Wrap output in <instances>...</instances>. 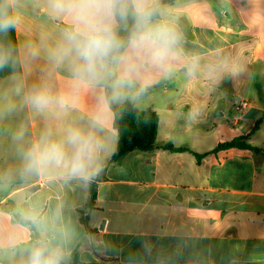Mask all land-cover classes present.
Masks as SVG:
<instances>
[{"label": "crops", "instance_id": "0c3cea01", "mask_svg": "<svg viewBox=\"0 0 264 264\" xmlns=\"http://www.w3.org/2000/svg\"><path fill=\"white\" fill-rule=\"evenodd\" d=\"M166 6L175 15L187 52L231 58L238 71L210 82L188 77L178 64L171 78L157 79L134 105L159 117L154 151L135 150L112 161L118 145L114 115L112 151L94 181L97 199L89 219L93 233H87L77 212L87 202L88 188L65 185L49 175L16 180L7 193L0 187V217L6 225L26 204L63 210L77 234L69 264L78 246L80 264H130L129 256L136 257L133 264H158L161 255L170 257L166 264L264 263V155L238 148L212 153L219 144L249 135L258 121L248 143L264 150V0H177ZM19 13L18 47L38 43L42 34H55L67 23L49 13L45 0H20ZM180 21L193 39L186 37ZM49 71L54 89L71 94L69 72L49 70L43 56L27 68L21 66L20 73L32 83ZM239 98L252 104L241 115L235 109ZM93 104L84 89L59 116L27 109L32 136L45 127L60 134ZM226 113L232 115L231 124L220 120ZM2 132L0 126V137ZM168 143L189 151H167L163 146ZM191 152L207 155L198 161ZM7 167L0 160V169ZM31 239L25 227L17 247H0V264H20L21 248ZM145 243L151 245V257L143 251Z\"/></svg>", "mask_w": 264, "mask_h": 264}, {"label": "clouds", "instance_id": "9594fccd", "mask_svg": "<svg viewBox=\"0 0 264 264\" xmlns=\"http://www.w3.org/2000/svg\"><path fill=\"white\" fill-rule=\"evenodd\" d=\"M19 6L20 0H0V72L11 70L8 86L0 88V125L25 108L59 116L84 89L94 104L60 134L45 127L29 136L24 123L8 130L15 163L0 169V187L49 175L65 185L87 188L103 173L112 151L114 107L135 105L157 79L171 78L178 64L188 77L210 82L238 71L231 58L187 52L184 35L164 0H45L49 13L67 23L55 34H42L38 43L18 47L10 37L21 22ZM41 56L49 70L69 72L71 94L54 89L51 71L32 83L16 71ZM25 227L32 239L21 248L20 264H69L77 234L60 207L45 211L36 203L26 204L7 225L0 217V247H17ZM143 251L152 256L151 245L145 243ZM135 259L129 256L130 264ZM168 259L157 257L158 264Z\"/></svg>", "mask_w": 264, "mask_h": 264}, {"label": "trees", "instance_id": "16d2710c", "mask_svg": "<svg viewBox=\"0 0 264 264\" xmlns=\"http://www.w3.org/2000/svg\"><path fill=\"white\" fill-rule=\"evenodd\" d=\"M177 0H164L165 5H172ZM184 34L188 39H193L191 30L180 21ZM11 41L18 46V41L16 37V31L14 35L10 37ZM10 71L6 70L0 72V79H5L10 77ZM17 72H21V66L16 69ZM115 113V128L118 133V145L115 154L112 156V161H120L127 154L132 151L140 150L145 152H151L157 149V134L159 127V117L152 110H139L132 104H125L120 107H114ZM260 126L258 121L249 135L244 137H238L223 144H219L212 153L227 150L232 148H238L241 150H250L255 156L264 155V150L254 147L248 143V139L253 135ZM167 151L173 153H180L189 151L185 148H176L171 143L163 146ZM193 153L198 161L206 155H199ZM88 199L86 204L77 210L79 220L81 224L86 229L87 233H93V230L89 226L90 212L95 207V202L97 199V185L96 183H91L88 187ZM15 216V214H14ZM71 264H80L79 261V246L73 252V261ZM264 264V263H261Z\"/></svg>", "mask_w": 264, "mask_h": 264}, {"label": "rangeland", "instance_id": "374dc122", "mask_svg": "<svg viewBox=\"0 0 264 264\" xmlns=\"http://www.w3.org/2000/svg\"><path fill=\"white\" fill-rule=\"evenodd\" d=\"M10 82V77L6 79H0V88H5L8 86ZM232 115L230 113H226L224 117L220 118L222 121H226L228 124H231ZM20 123H24L27 126L29 136H32V129L30 125V117L28 110L25 108L19 113L13 115L8 120L4 122L2 126L3 132L0 137V160L2 164L7 165L8 167L15 163V154L12 146V142L10 140V136L8 134V130L15 129ZM253 124V123H252ZM3 193H7L10 191L9 185L5 186L1 189Z\"/></svg>", "mask_w": 264, "mask_h": 264}, {"label": "built area", "instance_id": "2783aa9c", "mask_svg": "<svg viewBox=\"0 0 264 264\" xmlns=\"http://www.w3.org/2000/svg\"><path fill=\"white\" fill-rule=\"evenodd\" d=\"M252 104L251 102H249L248 100H245L243 98H239L236 102H235V109L237 111V114H244L246 111L250 110ZM236 120H239V118Z\"/></svg>", "mask_w": 264, "mask_h": 264}]
</instances>
